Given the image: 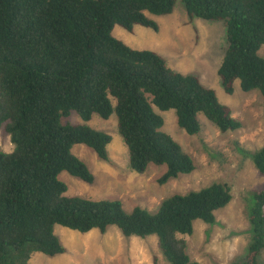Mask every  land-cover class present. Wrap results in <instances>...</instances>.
I'll list each match as a JSON object with an SVG mask.
<instances>
[{"label":"trees","instance_id":"16d2710c","mask_svg":"<svg viewBox=\"0 0 264 264\" xmlns=\"http://www.w3.org/2000/svg\"><path fill=\"white\" fill-rule=\"evenodd\" d=\"M179 1L190 19L223 22L227 29L218 70L223 91L233 95L238 81L242 92L264 97V0H0V129L14 146L11 153L0 151V264H28L34 253L63 254L57 226L82 234L116 227L126 238L156 236L169 264H201L188 255L186 237L197 221L215 223V213L232 201L228 185L173 195L156 213H127L120 201L68 197L59 179L67 173L92 184L94 176L72 150L84 145L107 161L112 142L86 125L63 124L72 112L85 123L115 114L131 170L166 167L161 185L191 174L195 164L162 131L164 121L154 108L174 111L190 136L201 131L200 114L223 134L241 129L231 109L197 77L113 37L115 26L157 33L149 15H171ZM253 162L264 176V148ZM249 221L247 255L233 264H260L264 191L252 193Z\"/></svg>","mask_w":264,"mask_h":264},{"label":"rangeland","instance_id":"374dc122","mask_svg":"<svg viewBox=\"0 0 264 264\" xmlns=\"http://www.w3.org/2000/svg\"><path fill=\"white\" fill-rule=\"evenodd\" d=\"M149 18L159 26L158 32L135 27L133 33L115 26L113 37L131 49L151 51L162 56L167 65L183 75L197 77L215 92L219 102L229 107L242 124L236 132L223 134L202 114L198 116L201 131L190 136L178 126L174 111L154 108L164 121L162 131L170 135L189 155L195 170L189 175L161 185L158 180L166 167L150 165L143 174L131 170L128 150L118 133L115 114L109 120L94 115L85 123L72 112L63 124L86 125L112 138L107 147L108 160H101L84 145L72 153L94 176L92 184L84 183L67 173L59 177L67 186L68 197L91 201H120L127 213L136 208L156 213L160 204L173 195L200 191L215 183L228 185L231 203L215 213L212 225L194 224V233L186 237L188 255L201 264H233L243 261L252 240L249 221L251 195L264 191V176L256 169L253 155L264 148V97L259 92L244 93L236 82L233 95H227L218 77L227 48V29L223 22L190 19L179 1L173 14ZM264 58V46L259 51ZM14 146L9 134L0 129V151L11 153ZM64 253L48 257L34 253L28 264H169L157 245V237L126 238L116 227L106 233L97 230L82 234L60 226L55 228ZM259 263L264 264V251Z\"/></svg>","mask_w":264,"mask_h":264}]
</instances>
